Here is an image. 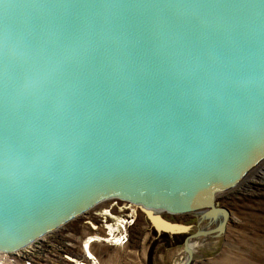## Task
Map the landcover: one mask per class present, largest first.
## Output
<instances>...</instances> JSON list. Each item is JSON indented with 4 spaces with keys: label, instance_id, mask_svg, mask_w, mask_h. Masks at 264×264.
Listing matches in <instances>:
<instances>
[{
    "label": "water",
    "instance_id": "1",
    "mask_svg": "<svg viewBox=\"0 0 264 264\" xmlns=\"http://www.w3.org/2000/svg\"><path fill=\"white\" fill-rule=\"evenodd\" d=\"M263 160L264 0H0V252L120 199L223 213L192 264Z\"/></svg>",
    "mask_w": 264,
    "mask_h": 264
},
{
    "label": "rangeland",
    "instance_id": "2",
    "mask_svg": "<svg viewBox=\"0 0 264 264\" xmlns=\"http://www.w3.org/2000/svg\"><path fill=\"white\" fill-rule=\"evenodd\" d=\"M251 171L237 186L218 191L215 206L227 208L231 213L226 231L207 237L211 242L195 248L192 264H264V160L257 170ZM113 201L97 205L89 215L70 220L20 252L1 254L0 264H73L70 260L84 255L83 240L103 232L93 212L108 208ZM205 214L203 212L202 216ZM202 216L190 211L164 212L160 217L166 225H159L140 209L136 225L131 230L130 244L117 248L127 249V255H138L140 264L180 263L185 256V239L204 230L217 216L222 221L225 217L223 213L214 215L209 212L201 222ZM95 246L111 248L105 243H96L92 246L93 253ZM123 253L109 252V255L119 264L128 263Z\"/></svg>",
    "mask_w": 264,
    "mask_h": 264
},
{
    "label": "built area",
    "instance_id": "3",
    "mask_svg": "<svg viewBox=\"0 0 264 264\" xmlns=\"http://www.w3.org/2000/svg\"><path fill=\"white\" fill-rule=\"evenodd\" d=\"M112 200L114 201L108 208L101 210L100 212H93V214L99 219L100 226L103 230V232L98 234L95 239H99V242H103L111 247H125L131 242V230L136 225L141 208L128 201L120 199ZM119 202H122V204L120 205ZM91 211H88L85 215H89ZM116 218H119V220ZM1 254L3 253L0 252V255ZM85 259H78V261L80 264H97L96 260L90 259L89 256ZM78 261L76 262L75 260V264H79Z\"/></svg>",
    "mask_w": 264,
    "mask_h": 264
},
{
    "label": "bare ground",
    "instance_id": "4",
    "mask_svg": "<svg viewBox=\"0 0 264 264\" xmlns=\"http://www.w3.org/2000/svg\"><path fill=\"white\" fill-rule=\"evenodd\" d=\"M262 162V161H261ZM261 162L252 170L253 172H254V170H257V168H258V166L261 164ZM251 171V172H252ZM217 193H218V191L217 192H214L213 193V195H214V197L217 195ZM109 200V199H108ZM107 201V200H106ZM106 201H104V202H106ZM103 203V202H102ZM101 203V204H102ZM100 205V204H99ZM137 206H140L142 209H144V208H151L150 210L149 209H147V212L150 214V216L152 217V219H154V221L155 222H158V223H161V221L159 220V215H161L162 213H164V212H171V213H177V209H170V208H166V207H162V206H172V205H167V204H163V205H158V206H154V205H150V207H148V206H145L144 204H141V203H139V204H136ZM145 206V207H144ZM203 212H205L206 213V209H202L201 211H200V216H202L203 215ZM204 216H206V215H204ZM113 218V217H112ZM204 218L205 217H203V220H204ZM117 220H119V218H116ZM202 220V219H201ZM202 222V221H201ZM210 225H208V226H206V227H204V230L205 231H211V230H214L215 228H217L218 226H220L221 225V223H222V220H221V218H219L218 216L216 217V220H212V222H211V220H210ZM165 224V223H164ZM166 225V224H165ZM203 226V225H202ZM96 236H98V234L97 235H94V236H90V237H88V238H86L85 240H83V242H82V251H83V254H84V256H89V258L90 259H95L96 260V262H97V264H99V262H98V260H97V258H96V256H95V254L92 252V246L94 245V244H96V243H103V242H99L100 240L99 239H95V237ZM96 240V241H95ZM209 242H211L210 241V239H204V240H201V241H197V242H195V243H191V245H190V247L192 248V249H195V248H197V247H199V246H202V245H204V244H207V243H209ZM20 252V251H19ZM13 254V253H12ZM184 255V254H183ZM186 260H187V255H186V253H185V256L181 259V262L180 263H176V264H185V262H186ZM77 262V261H76ZM79 262V261H78ZM79 264H80V262H79Z\"/></svg>",
    "mask_w": 264,
    "mask_h": 264
},
{
    "label": "crops",
    "instance_id": "5",
    "mask_svg": "<svg viewBox=\"0 0 264 264\" xmlns=\"http://www.w3.org/2000/svg\"><path fill=\"white\" fill-rule=\"evenodd\" d=\"M93 250H95L94 254L99 264H119L115 260V258L110 257L109 252H116L118 254L124 252L123 254H126L128 263H122V264H140L138 260L141 261L138 255H129V254L127 255V253L129 252L127 251V249H122L117 247L103 248L101 246L100 247L95 246Z\"/></svg>",
    "mask_w": 264,
    "mask_h": 264
},
{
    "label": "flooded vegetation",
    "instance_id": "6",
    "mask_svg": "<svg viewBox=\"0 0 264 264\" xmlns=\"http://www.w3.org/2000/svg\"><path fill=\"white\" fill-rule=\"evenodd\" d=\"M62 250V252H63V250L64 249H61ZM86 257L83 255L82 257H78V258H74V259H72V260H70L73 264H75V260H78V259H85ZM86 260V259H85Z\"/></svg>",
    "mask_w": 264,
    "mask_h": 264
}]
</instances>
